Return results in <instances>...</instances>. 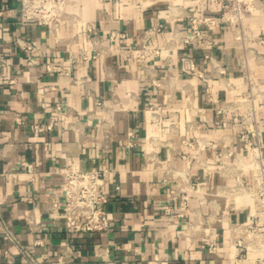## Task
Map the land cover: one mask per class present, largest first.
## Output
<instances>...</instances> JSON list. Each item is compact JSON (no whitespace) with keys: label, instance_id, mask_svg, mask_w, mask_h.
<instances>
[{"label":"crops","instance_id":"1","mask_svg":"<svg viewBox=\"0 0 264 264\" xmlns=\"http://www.w3.org/2000/svg\"><path fill=\"white\" fill-rule=\"evenodd\" d=\"M225 2L69 0L48 28L20 23V0H0L11 36L0 39V264L246 263L232 242L254 211L241 135L255 139L251 116L263 124L264 0L246 11L241 39L221 16ZM189 16L213 20L199 22L208 57L181 40ZM145 44L159 52L136 57ZM262 138L264 153L263 127ZM70 161L109 169L107 231L67 233L50 209ZM22 162L40 179L16 180ZM185 179L204 189L182 207Z\"/></svg>","mask_w":264,"mask_h":264},{"label":"built area","instance_id":"2","mask_svg":"<svg viewBox=\"0 0 264 264\" xmlns=\"http://www.w3.org/2000/svg\"><path fill=\"white\" fill-rule=\"evenodd\" d=\"M252 0H226L220 8L221 16L229 22V25L236 29V39H241V24L244 13L250 8ZM69 0H20V19L22 24L40 25L52 28L55 23L62 22L68 15L67 6ZM202 21L209 25L213 22L210 18H197L189 16V32L181 37L184 43L192 45L196 49L206 51L211 38L203 32L199 22ZM155 30L148 29L142 35L143 43H146ZM10 35L6 31L0 30V39L8 40ZM19 41L18 39H15ZM22 48L32 50L31 43L23 44ZM126 51H132L130 47L122 46ZM156 47H148L143 45L141 49H137L134 55L138 58H145L150 54L158 53ZM131 55V53H130ZM205 57L208 53L205 52ZM3 62L0 60V65ZM193 68V65L190 66ZM59 67L48 64L47 69L56 70ZM219 72H221L219 70ZM249 85L248 91L244 98L251 99L254 96L252 90V80L250 75H246ZM99 104L100 101H97ZM60 105H56V109L60 110ZM236 118V117H235ZM233 120H236V119ZM253 121V133L255 139L249 138L247 134L241 135L242 140L246 143L251 161L247 167L251 171L253 190L249 193L252 198L253 215L248 223L238 227V235L233 239L232 245L238 247L241 251L236 253L237 257H244L247 261L245 264H264V153L262 151V127L263 124L258 123L253 116L250 117ZM52 122L40 124L35 123L33 129L36 133L50 130ZM130 136L132 133H129ZM225 153L219 151L218 156H223ZM189 162V160H188ZM20 173H16L15 178L19 181L35 182L39 180V175L34 166H27ZM109 169L104 165L94 166L89 169H80L73 161L66 165H62L58 169V173L62 176V204L60 205L56 198L51 197L49 206L52 211L62 210L64 219V227L67 233H86V232H103L110 227V219L108 216L109 198L106 193V181L109 177ZM177 172L173 175L177 178ZM186 180V179H185ZM240 183L243 180L239 179ZM180 183V182H179ZM183 184V185H181ZM178 192L181 197V206L187 207L190 192L204 189L203 182H193L188 179L181 183ZM173 193V190H171ZM5 234L11 237L8 231Z\"/></svg>","mask_w":264,"mask_h":264},{"label":"rangeland","instance_id":"3","mask_svg":"<svg viewBox=\"0 0 264 264\" xmlns=\"http://www.w3.org/2000/svg\"><path fill=\"white\" fill-rule=\"evenodd\" d=\"M252 3H253V0L251 1V5H252ZM250 5V6H251ZM245 16H246V12L244 13V15H243V17H242V20L245 18Z\"/></svg>","mask_w":264,"mask_h":264}]
</instances>
